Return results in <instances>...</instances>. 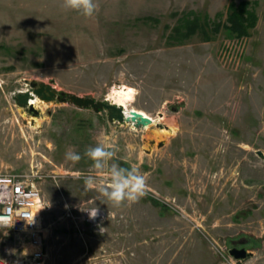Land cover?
<instances>
[{
  "label": "rangeland",
  "instance_id": "obj_1",
  "mask_svg": "<svg viewBox=\"0 0 264 264\" xmlns=\"http://www.w3.org/2000/svg\"><path fill=\"white\" fill-rule=\"evenodd\" d=\"M95 2L88 18L63 0H0V164L41 190L45 264H239L232 240L264 225V0ZM232 2L256 15L246 34L228 28ZM40 82L110 101L130 85V107L156 120L133 128L40 98L30 112L16 96ZM169 126L177 132L158 136ZM97 139L115 150L110 163L147 176L137 203L84 190ZM94 202L103 233L82 216Z\"/></svg>",
  "mask_w": 264,
  "mask_h": 264
},
{
  "label": "built area",
  "instance_id": "obj_2",
  "mask_svg": "<svg viewBox=\"0 0 264 264\" xmlns=\"http://www.w3.org/2000/svg\"><path fill=\"white\" fill-rule=\"evenodd\" d=\"M38 203L42 204L40 210L37 209ZM45 209L46 205L34 176L29 172H4L0 164V219L7 222L6 226H0V264L46 263V235L43 223H39V218L42 222ZM105 215V211L99 208V215L91 220L82 211L83 219L95 230H99L98 225H102ZM25 242H30L35 247L32 252L25 254ZM18 250H23V253L15 252Z\"/></svg>",
  "mask_w": 264,
  "mask_h": 264
},
{
  "label": "clouds",
  "instance_id": "obj_3",
  "mask_svg": "<svg viewBox=\"0 0 264 264\" xmlns=\"http://www.w3.org/2000/svg\"><path fill=\"white\" fill-rule=\"evenodd\" d=\"M62 6L68 10L80 12L88 18H91L98 10V4L95 0H63ZM101 136H103V131H101ZM84 155L93 162L92 168L97 173V175L83 177L85 191L95 190L99 192L114 206H120L124 203L129 205L137 203L147 194V176L141 173L135 165L123 167L110 163L116 152L103 139H97L96 145L88 147ZM81 158V155L76 151L66 153V159L72 162H78ZM81 211L86 212L91 220H95L99 215V208L95 202L93 206L81 207ZM6 225L7 222L0 219V226ZM98 228L101 233L104 232L105 228L102 225H98Z\"/></svg>",
  "mask_w": 264,
  "mask_h": 264
},
{
  "label": "water",
  "instance_id": "obj_4",
  "mask_svg": "<svg viewBox=\"0 0 264 264\" xmlns=\"http://www.w3.org/2000/svg\"><path fill=\"white\" fill-rule=\"evenodd\" d=\"M40 98L45 101L60 102L67 101V103L79 108H93L96 111L106 110L110 121L128 122L136 126H145L153 122L152 117L145 115L137 109L128 110L126 107L113 103L109 100H97L91 96L79 95L76 93H64L59 91L51 83L40 82L39 84L32 83L29 88L20 92L16 96L18 103L27 107L30 112H38L34 104L30 103L31 99ZM256 153L264 160V151L257 149ZM230 249V254L237 259L239 264L247 259L251 253L245 247H238L236 243Z\"/></svg>",
  "mask_w": 264,
  "mask_h": 264
},
{
  "label": "bare ground",
  "instance_id": "obj_5",
  "mask_svg": "<svg viewBox=\"0 0 264 264\" xmlns=\"http://www.w3.org/2000/svg\"><path fill=\"white\" fill-rule=\"evenodd\" d=\"M129 90H132V91H129ZM135 91H136L135 87L124 84V85H121L119 87L114 88L110 92V96L109 97H110L111 100H113V103L122 105V106L126 107L128 110H130L132 108L133 109H137L135 107H130V104L132 103V101L134 100V97H135ZM30 103L34 104L35 106H38L42 102H41V100L38 97H36L34 99H31ZM137 110H139V109H137ZM139 111L143 112L147 116L152 117V119H153L152 123L147 124V125L144 126L145 128H148L149 126H151L155 122L156 119L153 116L147 114L146 112H144L142 110H139ZM130 124L133 125V128L135 127V125L133 123H130ZM176 132H177V128L176 127L169 126V127H166V128H160L159 131H158V136H161V137L162 136H169V135L175 134ZM41 207H42V204L38 203L37 209L40 210ZM39 223H42L41 222V218H39ZM24 245H25V248H26L25 254H27L29 252H32L34 250V248H35L30 242H25Z\"/></svg>",
  "mask_w": 264,
  "mask_h": 264
},
{
  "label": "crops",
  "instance_id": "obj_6",
  "mask_svg": "<svg viewBox=\"0 0 264 264\" xmlns=\"http://www.w3.org/2000/svg\"><path fill=\"white\" fill-rule=\"evenodd\" d=\"M144 112H146V111H144ZM263 205H264V203H263ZM260 208H261V206H260ZM232 222H233V224L236 223V222H234V219L232 221H228L227 228L231 227ZM258 230L259 231H256V230L246 231V230H244L242 232V234L237 236V238L234 237L232 242H233V244L235 242H237L238 244H240L238 246L245 247L251 253V255H250V256H252L251 258L260 259L262 264H264V225H262V227H260ZM237 240H239L240 243ZM246 263H248V261L245 263L242 262V264H246Z\"/></svg>",
  "mask_w": 264,
  "mask_h": 264
},
{
  "label": "trees",
  "instance_id": "obj_7",
  "mask_svg": "<svg viewBox=\"0 0 264 264\" xmlns=\"http://www.w3.org/2000/svg\"><path fill=\"white\" fill-rule=\"evenodd\" d=\"M244 2L241 9H238L235 3H231L228 7L230 10L228 20L230 22L228 28L236 34H246L249 27L253 26L256 22V15L249 12Z\"/></svg>",
  "mask_w": 264,
  "mask_h": 264
},
{
  "label": "snow or ice",
  "instance_id": "obj_8",
  "mask_svg": "<svg viewBox=\"0 0 264 264\" xmlns=\"http://www.w3.org/2000/svg\"><path fill=\"white\" fill-rule=\"evenodd\" d=\"M129 91H132V90H129Z\"/></svg>",
  "mask_w": 264,
  "mask_h": 264
}]
</instances>
